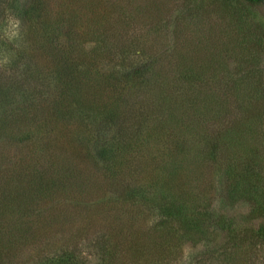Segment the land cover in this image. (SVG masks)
I'll return each mask as SVG.
<instances>
[{
    "label": "rangeland",
    "instance_id": "374dc122",
    "mask_svg": "<svg viewBox=\"0 0 264 264\" xmlns=\"http://www.w3.org/2000/svg\"><path fill=\"white\" fill-rule=\"evenodd\" d=\"M5 1L7 6L15 8L14 0ZM70 1L68 7L73 8L77 1ZM64 3L65 0H52L55 10L50 8L47 15L55 18L58 11L62 14L67 12V5L61 8ZM94 10V14H84L81 25L74 30L70 27L71 24L65 25L59 36L61 48L69 49L71 44H76L73 56L87 58L90 64V82L82 89L91 92L96 90L90 86L91 78L96 74L111 75L123 67L136 66L139 60L144 61L150 65L149 73L163 81L167 93L174 95V100L170 101L171 106H175L179 99L186 98V108H179L182 116L177 118L176 124L171 123L170 118L166 120V124H170L169 128L175 133L168 134L169 139H174L169 141L174 148L182 141L189 144L190 149L194 142L204 146L210 141H205V134L233 127L238 131L237 136L243 137L246 145L259 148L264 161V0L257 8H252L241 0H101ZM9 16L15 18L16 13H7L5 27ZM89 19L94 20L85 22ZM95 20L98 22H94ZM77 35H81L79 40ZM54 80L52 78L48 85H42L31 79V87L38 85L34 90L40 93L42 99L39 100L42 104L38 106L19 109L24 103L23 98H19V104L15 103L19 110L11 112L14 102L0 101V127L2 120H7L5 128L0 130V177L5 178V173L9 170L21 173V170L36 160L35 153L26 148H31L27 144H32L33 141L23 142L21 137L35 123L40 124L45 117V111L50 112L52 109L53 101L61 100L54 91ZM155 84L156 94L159 86L157 81ZM104 88L111 90L108 85ZM91 98L93 99V95ZM195 98L199 100L197 104ZM104 99L107 101L110 96ZM104 99L93 101L91 112L94 113V103L96 107H100L95 112L110 110V105L104 104ZM69 100L70 98L65 102L70 103ZM136 107H139L140 111L137 112L140 114L147 110L141 104H136ZM213 108H219V116L212 113L207 117L202 115L206 114V109L211 111ZM82 112L87 113L86 109ZM6 113L9 114L5 115ZM190 115L192 120L195 117L194 122ZM73 120L65 118L58 124L71 129L78 124ZM190 120L193 127L192 124L190 127ZM245 127L247 130H244ZM109 129H103L98 136L93 132L91 146L99 148L110 136ZM153 134L151 122L149 128L145 127L144 136L150 137ZM68 143L71 142L68 140L64 143V152L58 160L67 164L74 161L87 178L92 182L94 179L97 181V184L93 182L87 194L93 207L80 210L79 203L72 202L69 195L62 193L60 206L49 213L43 209L47 205L45 200L41 203L42 211L29 212L31 219L41 223L40 231L33 230V235L29 234L26 243L13 248L7 254L5 264H100L104 261L107 264L109 256L105 250L123 248V237L116 235L118 230L116 231L111 215L129 208L134 211V206L129 207V202L122 200L119 192L114 190L113 193L112 189H108L106 174L102 175L101 168L94 163L102 165L98 152L75 151ZM49 152L52 154L53 151ZM154 158L156 163V157ZM50 164L43 161L39 167L48 169ZM92 164L97 170L91 167ZM153 165L155 164L149 168ZM197 165L193 180H190L188 167L183 187L192 192L190 194L193 201L199 207L202 204L217 207L220 201L216 200L215 190L207 188V184L209 177L214 176V186L219 188L224 162L218 161L215 164L214 174L209 165ZM139 177L137 182L140 181ZM148 179L149 177L146 181ZM0 196L4 197V193L0 192ZM150 199L155 205L143 203V210L138 209L135 213V226L142 224V228L146 229L153 220L161 222L163 217L158 205L170 202V197L162 194L154 196L150 193ZM188 200L190 202V196ZM107 202L112 206L117 204L113 207L117 210L113 209L108 218L104 216L107 212L100 211L99 208ZM227 203L230 204L231 201L227 200ZM241 207L244 206L238 208ZM174 219H171L175 223L174 227H164L165 234L158 229L156 233L148 230L143 234L141 239L143 250L146 251L136 254L135 260H130L128 264H264V251L259 250L246 252L243 249L240 251L241 258L219 252L210 254V250L219 248L220 251L222 248L212 237L208 242L191 235L193 232L185 225L186 221H190V208L178 219ZM125 221L126 219L120 223L124 230ZM205 251L209 252L211 259L207 263L202 262L204 258L199 262ZM227 251L230 252V249ZM125 252L128 254L130 250L125 249Z\"/></svg>",
    "mask_w": 264,
    "mask_h": 264
},
{
    "label": "trees",
    "instance_id": "16d2710c",
    "mask_svg": "<svg viewBox=\"0 0 264 264\" xmlns=\"http://www.w3.org/2000/svg\"><path fill=\"white\" fill-rule=\"evenodd\" d=\"M69 1L65 0L61 7L67 5V12L62 14L57 10V17L54 18L47 15L50 8L55 10L52 0H14L15 8L7 6L5 0H0V61H3L5 56L9 60L7 64L0 63V101L14 102L11 112L42 104V101H39L42 100L40 93L34 90L38 85L31 87L32 78L42 85L46 83L48 85L50 79H55L54 91L56 96L61 98L60 101L50 103L52 109L50 112L45 111V117L40 124L32 121L35 123L34 127L22 134L23 142L33 141L32 144H27L31 148L25 147L35 153L34 163L28 165L29 167L24 166L21 173L9 170L5 173V178L2 176L4 180L0 177V192L4 193V197L0 196V264H5L6 256L13 248L28 241L29 234L33 235V230L40 231L41 223L38 224L37 220L31 219L29 212L42 211L41 203L45 200L47 205L45 204L43 209L49 213L56 211L60 206L62 193L69 195L72 202L79 203L80 210L93 207L90 204L92 202L88 201L90 197L87 194L93 182L97 184V181L94 179L92 182L87 178L74 161L67 164L58 160L64 152V143L68 140L71 142L68 144L75 151L98 152L102 165L94 163L101 168L102 175L106 174L108 189H112L111 192L114 190L119 192V197L129 202V207L134 206L135 209L134 211L130 208L127 211L118 210L111 215L112 210L115 209L113 207L117 204L112 206L107 202L101 207L98 206L100 211L107 212L104 216L107 218L113 216V223L116 225V231L118 230L116 235L123 237V248L105 250L106 255L109 256V264H128L130 260H135L136 254L141 251L145 253L142 235L148 230L156 233L157 229L165 234L166 225L170 227L175 225L171 219H178L188 211V208H190V221H186L185 225L193 232L191 235L208 242L212 237L222 248L220 251L219 248L208 250L210 254L215 255L219 252L241 258L240 251L243 249L246 252L250 250L263 252L264 161L259 148L246 145L243 137L237 136L238 131L233 127L205 134V141H210L204 146L194 142L190 149L189 144L182 141L174 148L172 142L169 143L174 139H169L168 134L175 133L169 128L170 124H166V120L170 118L169 121L176 124L177 118L182 116L179 108H186L184 103L186 98L177 100L179 102L171 106L170 101L174 100V95L167 93L163 81L154 78L149 73L150 65L141 60L136 66L123 67L112 72L111 75L96 74L91 78L90 84L96 89L94 92L82 89L90 82L92 73L90 64L87 58L73 56L76 44H71L69 49L61 48L59 36L65 25L71 24L70 27L74 30L81 25L84 14H94V9L101 0L99 2L75 0L77 4L73 8L68 7L70 2L74 3ZM241 1L252 8H257L263 3V0ZM11 12H15V18L21 22L20 35L14 41L8 42L7 37L4 36V27L7 13L11 14ZM93 20L89 19L85 22ZM76 37L79 40L81 35ZM136 53L138 54L139 51L137 50ZM156 81L159 89L155 94ZM106 85L110 86L111 90L104 88ZM107 96H110V99L106 101L104 98ZM19 98H23L22 103H24L18 109L15 103L19 104ZM68 98L70 103L65 102ZM98 99H104L106 102L104 104L110 105V110L95 112L100 107H96L94 103V113L91 112L92 102ZM195 101L197 104L199 100L195 98ZM136 104L146 106L147 110L140 114L137 112L140 109ZM85 109L86 114L82 112ZM218 110L219 108H213L211 111L206 109V114L202 115L207 117L212 113L219 116ZM65 118L74 119L73 122L78 124L71 129L65 127L66 130L58 124ZM190 119L192 120L191 115ZM6 121L2 120L0 130L5 128ZM192 121H195V117ZM151 122H153L154 134L150 137L144 136V129L149 128ZM107 127L110 128V136L99 148L91 146L94 140L92 133L95 132L98 136ZM86 129L90 131L86 133L85 131H88ZM244 130H247V127ZM49 151H53L52 154ZM43 161L51 163V168H40ZM218 161L224 162L223 172L220 175V179L223 180L219 179L220 186L216 189L215 177L211 174L207 188L215 190L216 200L220 201V204L217 202V207L204 204L199 207L193 201L190 194L192 192L184 189L182 184L184 177H187L188 167H190V180H193L194 171L198 168L197 164L209 165L211 172L215 173L214 166ZM152 164L155 165L149 168ZM92 165L91 167L97 170L94 164ZM136 176H140L139 182ZM147 177L149 179L146 181ZM150 193L154 196L162 194L170 197V202L158 205L163 217L160 219L161 222L153 220L145 229L142 228V224L135 226L137 222L135 213L138 209L143 210L145 203L155 205L150 199ZM175 197L178 201L174 199ZM227 200L231 203H227ZM98 201L97 199L96 202ZM237 204L244 207L238 208ZM124 219H126V230L120 226ZM111 227L115 234L113 224ZM125 249L130 250V253L126 254ZM227 249H230V252ZM209 252L205 251L204 257L199 258V262L204 258L202 262L207 263L211 259Z\"/></svg>",
    "mask_w": 264,
    "mask_h": 264
},
{
    "label": "clouds",
    "instance_id": "9594fccd",
    "mask_svg": "<svg viewBox=\"0 0 264 264\" xmlns=\"http://www.w3.org/2000/svg\"><path fill=\"white\" fill-rule=\"evenodd\" d=\"M20 20L18 18H14L9 16L7 19V25L4 27L5 36L7 37L8 42L14 41L20 35ZM9 62L8 57L5 56L3 61L0 63L7 64Z\"/></svg>",
    "mask_w": 264,
    "mask_h": 264
}]
</instances>
